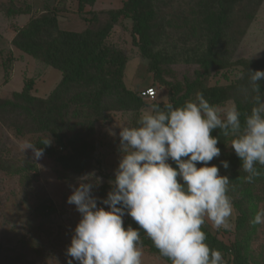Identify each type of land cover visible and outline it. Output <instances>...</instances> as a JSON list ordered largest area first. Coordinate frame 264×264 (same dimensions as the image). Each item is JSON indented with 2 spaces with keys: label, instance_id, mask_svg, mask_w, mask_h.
<instances>
[{
  "label": "rangeland",
  "instance_id": "obj_1",
  "mask_svg": "<svg viewBox=\"0 0 264 264\" xmlns=\"http://www.w3.org/2000/svg\"><path fill=\"white\" fill-rule=\"evenodd\" d=\"M124 1L96 0L79 12L74 0H0V264H67L66 249L81 218L67 198L94 173L100 183L93 194L99 198L98 207L107 210L99 200L111 190L109 182L121 158L119 126L135 125L152 104L162 106L169 94L185 102L194 100L200 86L225 85L227 97L217 107L235 102L246 116L254 106L248 71L264 70V0H149L154 17L136 37L145 51L133 42L131 20L120 17L104 40L105 62L91 69L86 79L67 85H60L61 70L14 44L30 20L47 9H56L58 28L82 31L108 22V11ZM119 59L124 65L118 79L110 71L116 70ZM30 79L35 100L26 102L14 94ZM149 86L156 89V96L142 99L141 107L119 103L122 87L138 94ZM260 92L264 99V80ZM76 138L93 145L81 172L64 168L51 152L44 150L37 160L31 149L23 151L25 142L37 146L49 139L46 148L66 153ZM231 139L217 144L221 154L209 166L216 165L231 182L232 227L217 230L206 221L202 229L228 248L223 256L227 264L236 259L241 264H264V224L250 223L264 209V166L257 163L261 175L246 182L248 174L229 145ZM221 161L229 168L224 169ZM142 252V264H169L147 246Z\"/></svg>",
  "mask_w": 264,
  "mask_h": 264
},
{
  "label": "clouds",
  "instance_id": "obj_2",
  "mask_svg": "<svg viewBox=\"0 0 264 264\" xmlns=\"http://www.w3.org/2000/svg\"><path fill=\"white\" fill-rule=\"evenodd\" d=\"M248 72L254 106L243 123L235 102L220 108L197 92L183 106L154 103L142 111L135 125L119 126L121 158L109 182L111 190L99 200L107 210L98 207L99 198L93 194L100 183L94 173L82 179L67 198L81 217L66 249L67 264H142L140 230L170 264H227L223 254L205 242L202 230L206 221L217 230L230 229L234 211L228 176L220 175L216 165L209 166L221 154L219 137L211 132L218 129L232 137L229 145L248 174L246 182L261 175L255 165L264 166V99L260 92L264 70ZM49 144V139L43 142ZM25 149H31L37 160L44 155L43 148L29 142L23 144ZM220 163L229 168L227 161ZM125 215L139 228H125ZM250 223L264 224V209Z\"/></svg>",
  "mask_w": 264,
  "mask_h": 264
},
{
  "label": "trees",
  "instance_id": "obj_3",
  "mask_svg": "<svg viewBox=\"0 0 264 264\" xmlns=\"http://www.w3.org/2000/svg\"><path fill=\"white\" fill-rule=\"evenodd\" d=\"M74 1L77 4V10L83 12L86 5H93L96 0ZM108 15V22L96 29H91L87 26L82 31H72L58 28L56 9H47L41 16L30 20L27 27L19 32L14 40V44L18 50L28 55L39 57L52 67L61 70L62 79L60 85L78 82L86 79L91 69L100 67L101 64L105 62L104 58L106 53L104 50V40L114 21L120 17L130 19L132 22L131 36L133 42L136 43V37L145 32L154 17V12L149 0H125L120 8L109 10ZM93 18L94 17L91 19ZM137 45L140 46L142 51H145L144 44ZM156 63V60L152 59L154 74L157 77L159 71ZM117 64L116 70L113 69L110 73L113 76H117L119 79L122 74L124 61L119 59ZM157 78L160 79L159 77ZM162 82L170 87L169 83ZM194 82L190 83L188 88L194 86ZM32 85L33 81L30 79L24 84L22 90L14 95L26 102L34 101L35 97L30 94ZM226 90L227 88L225 85H213L207 87L200 86L197 89V92H202L211 105L217 106L225 101L227 97ZM118 101L123 107L132 106L139 108L144 104L137 93L134 94L123 87L121 88V94L118 97ZM167 102H171L174 107L183 106L185 103L183 98H175L174 96L170 97V94ZM238 110L241 113L240 120L243 123L245 118L244 109L241 107ZM211 135L219 137L218 144H221L224 139H226L218 129L213 130ZM37 147L53 153L58 162H60L64 168L71 169L75 172H81L87 166V161L91 158V153L93 152V145L83 143L78 138L68 143L70 151L66 153L46 148L41 142L37 143ZM169 163L175 167V164L171 160ZM200 166L201 165L198 163L197 167ZM128 226H131L134 229L139 228L138 224L129 216L124 219V227L127 228ZM202 230L206 234L208 246L211 249L219 250L224 256L228 248L220 246L216 237L206 229ZM140 236L143 245L147 246L150 251L160 256L158 250L154 247L152 241L146 236L143 230H140ZM160 257L170 264V261L167 258ZM232 264L241 263L236 259Z\"/></svg>",
  "mask_w": 264,
  "mask_h": 264
},
{
  "label": "built area",
  "instance_id": "obj_4",
  "mask_svg": "<svg viewBox=\"0 0 264 264\" xmlns=\"http://www.w3.org/2000/svg\"><path fill=\"white\" fill-rule=\"evenodd\" d=\"M138 96L143 99H153L156 96V89L153 86L146 87L138 91Z\"/></svg>",
  "mask_w": 264,
  "mask_h": 264
}]
</instances>
